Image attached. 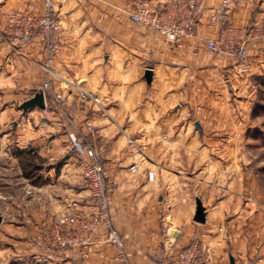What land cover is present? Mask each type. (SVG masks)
Masks as SVG:
<instances>
[{
    "label": "crops",
    "instance_id": "1",
    "mask_svg": "<svg viewBox=\"0 0 264 264\" xmlns=\"http://www.w3.org/2000/svg\"><path fill=\"white\" fill-rule=\"evenodd\" d=\"M138 1L156 0H54L64 41L53 64L62 81L55 80L53 90L64 96L67 105L76 99L70 83L101 100L100 111L81 114L91 117L98 137L108 144L111 217L125 237L124 254L119 256L99 232L96 241L84 248L91 254L84 264H169L195 238L213 251V264H264V190L257 187L255 195L248 193L249 177L239 171L247 162L231 155L246 148L218 147L214 140L204 139L218 134L249 138L254 133L247 128L218 129L215 120L233 121L232 114L216 117L213 110L217 97L225 96L217 93L224 86L221 77L234 89L241 121L244 112L260 103L264 40L249 43V71L241 75L234 58L209 55L204 47L203 40L217 37L224 27L209 23L219 0H205L194 37L181 47L131 22ZM26 6L41 14L44 0H0V21ZM263 7L264 2L259 4ZM255 15L264 17V11ZM231 18L237 29L252 14L240 4ZM43 58V43L37 38L0 33V105L22 104L34 96L43 82ZM146 70L152 72L150 83L144 80ZM34 109L24 116L30 117ZM188 110L197 113L199 128L187 126ZM6 112L0 109V117L5 119ZM24 121L13 129L18 150L53 157L68 152L58 125L49 123L36 131ZM217 152L224 155L218 159ZM69 163L62 164L58 179L74 184L80 177ZM186 166L192 167L191 174L184 172ZM53 172L50 169L48 175ZM75 192L70 186L63 194L50 196L51 210L59 209L67 196L85 199L89 195L85 188ZM196 199L205 209L204 224L193 221ZM218 242L224 243L217 247Z\"/></svg>",
    "mask_w": 264,
    "mask_h": 264
},
{
    "label": "rangeland",
    "instance_id": "2",
    "mask_svg": "<svg viewBox=\"0 0 264 264\" xmlns=\"http://www.w3.org/2000/svg\"><path fill=\"white\" fill-rule=\"evenodd\" d=\"M263 2L264 0H243L241 4L249 8L252 14V18L246 24L250 21L258 20L259 22H264V17L255 15L259 10L264 11V7L259 8V4ZM236 7L238 5L233 8V11ZM230 20L232 22V18ZM262 38H264L263 28ZM260 41L262 40L250 38V42ZM249 59L248 49L247 66ZM248 71L249 69L247 67V72L239 73L245 75ZM221 80L224 86L222 90L218 89L217 93L221 97H223L222 95L225 96L223 98L217 97V106L213 111L216 112V117H220L221 113L232 114L233 121L228 120L227 123H224V120H221V122L220 120H215L218 129L247 128L254 130V133L249 138H244L240 135L230 136L218 134L217 136L204 139L207 141L211 140V143L214 140V143L218 147L232 145L246 148L242 153L239 151L231 155H233L234 160L238 159V161L247 162V165H244L245 168L243 170L239 169V171L243 176L249 177L248 193L255 195L257 187L264 190V135H257V132H264V92L259 96L260 103L254 105L252 109L250 108L252 111L249 109V116V112L246 113L243 111L242 116L244 119L241 121L239 113H241L242 109L237 108V104L234 101V95L232 93L234 89L228 87L225 77H221ZM220 91L224 93L221 94ZM75 102L76 99L72 103ZM20 105L18 102L10 104L2 103L0 105V109L7 111L3 115L6 116L5 119L0 117V138L4 133L7 135L6 141L0 144V215L3 219L0 225V264H84V260L88 259L91 255L84 248L96 241L99 232H103V241L106 243V232L104 230L101 231L98 229L99 231H93L84 228V211L89 210V212H93L90 210L91 189L89 188V184L84 180L82 169L74 161L73 154L70 150L64 155L55 157L49 154L39 156L36 152L32 154L30 151L18 150L17 136L13 129L22 121V118H24V122H30L31 128L36 131L38 128L42 130L46 129L48 124L51 123L44 119L46 113L43 111L39 112L37 108L27 118L24 116L26 113L20 109ZM89 112L96 111L92 110ZM38 113L41 114L39 115ZM187 114V126L195 129V115L197 113L193 111L189 112L188 110ZM87 117L91 119V117ZM244 120L248 123L246 126L245 124L243 125L245 123ZM51 124H54V122ZM40 134L47 133L40 132ZM62 134L63 131L61 130ZM63 137V142L61 143L69 147L67 139L65 136ZM94 143L100 149L108 148V144L100 140L98 135L94 138ZM215 155L219 159V156L224 155V153L217 152ZM67 160H69V164L71 165L70 170L80 177L77 183L68 184L64 181V178L61 181L58 179L62 173V164ZM50 169L54 171L52 176L48 175ZM184 172L191 174L192 167L188 168L186 166ZM233 172L235 173L237 170H233ZM236 175L234 174V176ZM252 178L255 180H252ZM258 178L261 180L260 183L258 182ZM108 182L105 185L107 191L106 196L108 198L107 215L110 226L115 228L120 234L111 217V188ZM70 186L76 190L75 193H77V189L79 191H84V188L87 189L89 192L88 197L84 199V197L67 196L63 199L59 209L51 210L50 196H59V194ZM68 202H76L81 207L79 210H68L66 207V203ZM84 207L88 209H84ZM85 221L89 222L90 216L85 218ZM222 231L220 229V232ZM120 236L124 239L125 245V237L122 234ZM193 240H196V238L192 239L188 244L192 243ZM222 243L224 242H218L216 246L218 247ZM123 254L124 250L121 254L118 253L119 256H123ZM212 255H214L213 252Z\"/></svg>",
    "mask_w": 264,
    "mask_h": 264
},
{
    "label": "built area",
    "instance_id": "3",
    "mask_svg": "<svg viewBox=\"0 0 264 264\" xmlns=\"http://www.w3.org/2000/svg\"><path fill=\"white\" fill-rule=\"evenodd\" d=\"M243 0H219L211 9L210 25H224L217 37L203 40L206 52L212 56L234 58L240 72H247L248 45L250 38L263 40L264 22L250 21L241 29L231 23L233 8ZM205 0H156L149 3L138 1L130 15L131 22L141 25L176 47L184 45L186 39L194 37L198 27L199 14L203 12ZM0 33L15 38L31 40L37 38L43 43L44 59L40 64L43 82L35 90L42 92L45 99L46 121L54 122L63 131L74 161L81 167L82 176L91 189L90 210L84 211V228L106 232V243L117 253L124 250V239L112 228L107 215L108 198L106 184L109 180L106 161L107 149H100L94 143L97 129L93 120L81 112L100 111V98L78 84L70 83L76 102L68 106L61 93L53 90V82L62 78L54 72L53 64L64 41L60 20L55 12L54 0H44L41 14H34L26 6L23 12L8 13L0 21ZM260 33V35H259ZM152 179V174H149ZM68 210H79L76 202L66 203ZM84 209H88L84 207ZM90 216V221L85 218ZM98 230V231H99ZM212 250L203 248L198 239L193 240L169 264H213Z\"/></svg>",
    "mask_w": 264,
    "mask_h": 264
},
{
    "label": "water",
    "instance_id": "4",
    "mask_svg": "<svg viewBox=\"0 0 264 264\" xmlns=\"http://www.w3.org/2000/svg\"><path fill=\"white\" fill-rule=\"evenodd\" d=\"M144 80L146 83H150L152 80V72L150 70H146L144 73ZM22 112L26 113L32 108H37L39 110L45 109V99L44 94L42 92H36L34 96L26 101H24L20 106ZM196 128H199L198 124H195ZM195 213L193 217V221L198 224L205 223V209L202 206V203L199 199L195 201ZM2 216L0 215V225L2 224ZM232 263V261H231Z\"/></svg>",
    "mask_w": 264,
    "mask_h": 264
},
{
    "label": "trees",
    "instance_id": "5",
    "mask_svg": "<svg viewBox=\"0 0 264 264\" xmlns=\"http://www.w3.org/2000/svg\"><path fill=\"white\" fill-rule=\"evenodd\" d=\"M28 155V154H27ZM36 167V166H35Z\"/></svg>",
    "mask_w": 264,
    "mask_h": 264
}]
</instances>
